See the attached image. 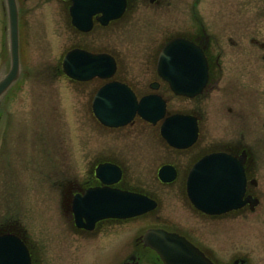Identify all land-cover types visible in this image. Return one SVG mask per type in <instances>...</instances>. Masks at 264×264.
<instances>
[{
    "label": "flooded vegetation",
    "instance_id": "flooded-vegetation-1",
    "mask_svg": "<svg viewBox=\"0 0 264 264\" xmlns=\"http://www.w3.org/2000/svg\"><path fill=\"white\" fill-rule=\"evenodd\" d=\"M41 1L44 0L25 9L28 15L37 10L39 41H53L52 34L54 40L59 41L57 51L61 59L66 52L80 49L106 54L113 58L115 66L109 77L72 81L84 86L88 94L86 117L91 116L98 125L97 130L88 129L83 135L85 144L95 137L98 140L97 149L83 151V162L58 163L50 156V176L41 179L37 178V154L31 158L33 153H30L27 160L19 154L24 169L32 172L29 177L32 184L37 185V198L43 199L46 195L53 200L54 212L59 213L66 224V232L58 233L42 226L26 227L8 212L0 220V236L18 238L27 249L30 264H69L70 253L64 250L68 244L66 236L74 235L85 243L91 240L92 243L85 246L91 249L99 243L104 246L105 234H113L116 227L121 229L122 223H129L122 230L129 234L124 241L125 252L116 264H163L141 241L148 229L182 237L211 264H264L262 23L254 22L251 26L246 17H231L228 11L206 17L198 0L184 9L186 17L170 20L171 13L177 14L184 7L175 6L172 0H125L118 18L103 22L102 12H94L89 28L81 30L71 23L72 0ZM50 1V6L40 8ZM16 4L19 33L21 11L17 0ZM142 9L148 19L144 24L145 37L142 28V33L137 32ZM2 10L8 21L3 1ZM25 23L28 29L29 24ZM146 37V61L140 65L127 64L125 49L131 50L139 42L144 43ZM174 38L191 42L202 56L198 66L195 65L198 74L193 77L200 91L193 96L173 93L169 82L158 72L159 52ZM109 83L125 86L137 102L145 97H156L150 102L163 104L161 117L152 122L135 112L123 126L109 127L99 123L92 113L91 102L95 92ZM155 112L159 113L160 109L156 107L152 113ZM172 116H181V123L178 128L168 129L169 134L182 137L183 146L171 145L161 133V126ZM173 127L177 126L173 124ZM210 155H216L214 162L206 160ZM198 162L201 166L196 182L227 181L226 186L216 188L214 194L209 195L214 199L219 190L225 193L232 200L225 211L207 213L189 199L188 177ZM102 164L107 168L102 178H97L95 168ZM161 168L172 173L165 172L161 178ZM95 187L141 194L154 201L155 207L130 218L102 219L90 230L79 228L75 225L74 202L87 189ZM137 231L140 232L137 234ZM79 245L80 242L77 247ZM137 248L142 251L138 252ZM144 251H150L152 259H148ZM91 259L94 258H86L84 264H93Z\"/></svg>",
    "mask_w": 264,
    "mask_h": 264
},
{
    "label": "rangeland",
    "instance_id": "rangeland-1",
    "mask_svg": "<svg viewBox=\"0 0 264 264\" xmlns=\"http://www.w3.org/2000/svg\"><path fill=\"white\" fill-rule=\"evenodd\" d=\"M2 1L4 0H0V77L8 71L10 64L7 20L3 17ZM36 1L39 3L38 0H17L21 11L20 75L0 100V220L10 212L12 217H18L21 224L26 227H48L60 233L66 232V224L59 217V213L55 214L53 200L50 197L43 195L45 198H37V185H33L29 177L32 172L24 169L19 154H22L25 160L30 157V153H33L31 158L37 154V178L46 179L50 176V156L58 163L83 162V151L97 149L96 137L87 142L88 144L82 139L85 131L89 129L94 132L98 125L91 116L86 117L88 94L83 89L84 86L69 81L59 71L61 59L57 51L59 41L56 42L52 34L50 38L53 41L43 42L37 39V10L29 15L25 10ZM192 1L172 0V4L184 8H180L181 11L177 14L171 13L169 19L186 17L184 9L189 8ZM198 1L202 14L206 17H214L218 13L228 11L231 17H246L251 26L258 22L264 27V0ZM50 3L52 2L39 7L43 10L50 6ZM141 11L143 14L138 17L141 26H137V32L138 30L139 34L143 32L145 37L147 29L144 24L148 19L145 10ZM50 16L53 17L51 14ZM25 22L29 24V30L24 25ZM144 39V43L139 42L133 49H125L126 52L123 54L127 64L140 65L146 61L148 43L147 37ZM124 225L130 224L122 223L121 229L116 227L112 231L113 234L104 235L105 240L102 242L104 246H99V243L91 249L85 247L92 243L91 240L85 243L83 239H77L74 235L66 236L68 244L64 250L70 253L69 264L72 262L84 264L86 258L90 257L94 258L91 259L93 264H116L125 252L124 241L129 236L128 233L122 232ZM139 232L137 231V234ZM79 242L80 245L77 247ZM137 251L142 250L137 248ZM143 253L148 259H152L150 251Z\"/></svg>",
    "mask_w": 264,
    "mask_h": 264
},
{
    "label": "water",
    "instance_id": "water-1",
    "mask_svg": "<svg viewBox=\"0 0 264 264\" xmlns=\"http://www.w3.org/2000/svg\"><path fill=\"white\" fill-rule=\"evenodd\" d=\"M72 2L70 7L72 23L81 30L89 28V19L94 12H102V21H108L119 17L125 6V0H72ZM5 4L8 17L10 66L7 73L0 78V97L19 75L17 7L15 0H5ZM200 60L202 56L191 42L180 38L173 39L167 42L159 53L158 72L169 82L175 94L193 96L200 91V86L193 78L198 74L195 65L198 66ZM114 65V60L108 55L72 49L63 57L62 71L71 79L86 81L95 76L102 78L111 76ZM153 97H145L136 102L131 91L125 86L109 83L95 93L92 111L106 126H122L135 112L144 119L155 122L162 115L163 104L150 102ZM156 107L160 112L152 113ZM166 121L168 122L161 126L162 135L171 145L183 146L180 141L182 137L173 136L168 131L178 128L181 116H172ZM173 124L177 127H173ZM215 156L210 155L206 160L214 162ZM200 166L201 162H198L190 170L187 184L189 199L196 207L207 213L225 211L228 208L227 204H231L232 200L220 190L216 193L217 198L210 199L209 195L214 194L216 188L226 186L227 181L196 182ZM106 168L105 164L98 165L95 169L96 177L102 178L101 174ZM165 172L172 173L167 168H161L159 171L161 178ZM200 189L204 191L201 193ZM154 207L155 202L141 194L110 188H91L74 202L75 224L77 227L91 229L95 222L101 219L129 218ZM141 241L144 246L155 251L163 264H211L197 248L176 234L148 229ZM0 264H30L26 247L15 236H0Z\"/></svg>",
    "mask_w": 264,
    "mask_h": 264
}]
</instances>
